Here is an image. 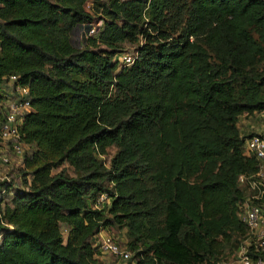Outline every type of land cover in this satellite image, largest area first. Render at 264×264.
Instances as JSON below:
<instances>
[{
	"label": "trees",
	"instance_id": "obj_1",
	"mask_svg": "<svg viewBox=\"0 0 264 264\" xmlns=\"http://www.w3.org/2000/svg\"><path fill=\"white\" fill-rule=\"evenodd\" d=\"M10 73L33 109L0 264H99L110 226L128 264H231L248 235L238 177L259 168L238 120L264 111V0H0Z\"/></svg>",
	"mask_w": 264,
	"mask_h": 264
},
{
	"label": "built area",
	"instance_id": "obj_2",
	"mask_svg": "<svg viewBox=\"0 0 264 264\" xmlns=\"http://www.w3.org/2000/svg\"><path fill=\"white\" fill-rule=\"evenodd\" d=\"M97 25H101V22ZM98 26L92 25L86 33L96 34ZM134 56L135 54L123 52L120 60L123 64H129ZM18 78V74L10 73L0 80V166L5 170L14 159H18L21 166L22 158L30 146L23 140L20 129L33 106L29 85L20 82ZM244 151L256 156L259 168L254 174H240L238 177L239 183L248 189V195L244 192L239 211L240 218L247 226L248 235L239 243L231 264H264V132L248 133L244 139ZM18 180L19 183L7 170L0 172L1 207L12 199L16 188L27 187L20 183L19 178ZM104 198L106 195L101 194L100 199ZM93 240L100 252L123 259H127L131 254L129 249L120 247L116 239L107 232L96 233Z\"/></svg>",
	"mask_w": 264,
	"mask_h": 264
},
{
	"label": "rangeland",
	"instance_id": "obj_3",
	"mask_svg": "<svg viewBox=\"0 0 264 264\" xmlns=\"http://www.w3.org/2000/svg\"><path fill=\"white\" fill-rule=\"evenodd\" d=\"M91 5V2L88 1L86 3V8H89ZM99 20L96 19V21L93 22L94 25H97ZM82 34L83 30L82 28H77L73 33H72V42L76 46H80L82 42ZM142 41V40H141ZM141 43V42H140ZM137 43H127L124 42L121 46V52H127L129 54H135ZM120 55L121 53L118 54V59L119 62L122 63L120 60ZM238 125L239 129L242 135H247L249 132L252 131H263L264 132V112L263 113H243L239 116L238 120ZM30 149V146H28L27 150ZM114 151L113 147H109V153L112 154ZM19 163L18 159H14L13 162H11L10 165L6 168L8 171L9 175H13L17 182L19 183V180L17 177V169H18ZM68 171L71 173V168L69 166H66ZM4 167L0 166V172L6 171ZM244 188V192L246 195H248V189L245 185H242ZM63 233L65 235L66 229L63 227ZM102 232H107L108 234H111L116 241L120 244V247L128 249L125 245L126 241V233H125V228H118L116 226H110L107 229L102 230ZM235 241V240H234ZM232 241V244L230 246H227L225 248V260L227 262H232L236 253L237 248L234 247L235 242ZM132 254V253H131ZM99 258L98 262L99 264H128L129 263V258L128 259H123L121 257L115 256L113 254L107 253V252H98Z\"/></svg>",
	"mask_w": 264,
	"mask_h": 264
},
{
	"label": "crops",
	"instance_id": "obj_4",
	"mask_svg": "<svg viewBox=\"0 0 264 264\" xmlns=\"http://www.w3.org/2000/svg\"><path fill=\"white\" fill-rule=\"evenodd\" d=\"M98 258H99V255H98Z\"/></svg>",
	"mask_w": 264,
	"mask_h": 264
}]
</instances>
